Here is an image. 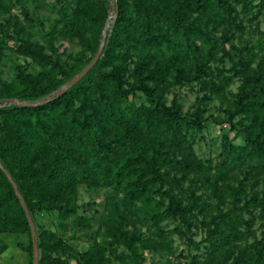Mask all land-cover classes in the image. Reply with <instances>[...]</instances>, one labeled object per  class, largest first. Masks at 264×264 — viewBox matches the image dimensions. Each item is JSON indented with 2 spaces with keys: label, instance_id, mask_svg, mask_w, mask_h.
Segmentation results:
<instances>
[{
  "label": "trees",
  "instance_id": "obj_1",
  "mask_svg": "<svg viewBox=\"0 0 264 264\" xmlns=\"http://www.w3.org/2000/svg\"><path fill=\"white\" fill-rule=\"evenodd\" d=\"M110 2L0 0V257L16 246L33 264L30 224L6 170L34 221L39 264H144L146 252L174 248L172 235L205 247L190 264H264V31L256 25L245 40L240 19H258L264 0L255 14L248 0ZM111 11L101 57L59 93L95 57ZM8 54L30 61H14L11 79ZM193 83L207 93L204 107L184 112L177 94L168 101ZM214 98L243 138L222 135L216 164L195 151ZM84 186L106 191L92 215L79 203ZM53 215L81 233L96 222L89 248L41 224ZM198 225L205 237L195 244Z\"/></svg>",
  "mask_w": 264,
  "mask_h": 264
},
{
  "label": "rangeland",
  "instance_id": "obj_2",
  "mask_svg": "<svg viewBox=\"0 0 264 264\" xmlns=\"http://www.w3.org/2000/svg\"><path fill=\"white\" fill-rule=\"evenodd\" d=\"M110 4H113V0H110ZM252 9V12L255 14L257 12V6L260 3V0H248ZM28 9L30 10V14H34L33 7L28 5ZM237 9L241 11L242 6L238 5ZM44 15H48L54 17L55 15L51 14L49 10L43 8ZM14 15L19 16L21 21L24 20V15L20 10H16ZM30 15L27 14L26 17ZM113 16V11H111V18ZM240 19L243 21V25L245 27V40L251 39L250 31L254 30L256 25H259L260 29L264 31V13L258 17L254 22H250L248 18H246L242 13ZM32 21V19H31ZM108 22V24H109ZM48 23H46L47 25ZM218 36L221 35V31L217 33ZM236 38L234 39V45L241 47L244 45L239 40V34H236ZM64 46L67 49H71V45L64 43ZM230 47V46H229ZM7 66H6V75L5 77L8 79L12 78L11 65L15 61L16 64H26L30 62L29 60L13 56L12 54H8L7 56ZM231 66L230 63H226V68ZM39 69H36V72ZM240 85L239 81H235L227 91L237 92L238 86ZM173 94L168 95V101L170 102L174 96V94L178 95L181 104L183 105L184 112H194L198 107H204L206 104L201 102V99L207 95L206 92L200 90V86L196 83L193 85H185L183 87L175 88ZM142 97L138 100V103L141 102ZM227 107L225 105L221 108L220 100L218 98H214L209 102L207 106V117H210L209 122L207 123V127L203 132L204 140H201V136L197 137V143L195 145V151L198 156L204 160L213 159L214 163H218L219 161V152H220V140L222 135L228 134L230 139L234 141L236 144H243V138L239 136L236 131H230V125L225 120V115L223 113L224 109ZM244 175H240L242 179ZM259 189H262L260 186ZM106 197L105 190H98L89 187H81L80 188V198L79 203L82 204H90V210L87 207V215H92L95 210H102ZM83 213V210L81 211ZM202 217L200 218V220ZM41 224H43L46 228L56 231L58 233H62L66 240H69L71 236H75V239L72 240V244L76 245L79 250L84 251L87 250L90 246L91 234L97 229V223L94 222L93 229L88 233H81L77 230L71 228V226H67V229L64 230L60 224L56 215L53 216H42L40 218ZM176 223L174 222H166L164 227L167 231L172 230L175 227ZM260 222L256 223L253 228V231L259 235L260 234ZM146 230V228H145ZM148 236V234L146 233ZM193 242L198 244L205 237V230L200 225L197 226L193 230ZM174 241V248L172 250L166 248L157 251H148L146 252V260L144 264H190L193 260V256L196 254H203L205 251V247L201 246L199 251H197L195 246H189L185 240L180 239L177 235H172L171 237ZM0 264H27V257L25 254L16 246H11L10 249L0 257Z\"/></svg>",
  "mask_w": 264,
  "mask_h": 264
},
{
  "label": "water",
  "instance_id": "obj_3",
  "mask_svg": "<svg viewBox=\"0 0 264 264\" xmlns=\"http://www.w3.org/2000/svg\"><path fill=\"white\" fill-rule=\"evenodd\" d=\"M117 16V13H116ZM110 20V18H109ZM108 20V22H109ZM108 22L106 24V27L103 31V38L101 41V45L95 55V57L93 58V60L91 61V63H89V65H87L82 71L81 73H79L78 75H76L71 81H69L68 83H66L59 91V93H62L64 91H66L68 88L72 87L73 85H75L79 80H81L93 67L94 65L97 63V61L99 60V58L101 57L103 50H104V46L106 44V39H107V35H108ZM16 104L21 105V106H25V107H32L35 104L34 103H29V102H18L15 101ZM4 172L6 173L7 177L9 178L10 182L13 184L15 192L17 194V196L19 197V199L21 200V204L26 212L27 215V219L28 222L30 224V228H31V233H32V238H33V264H39V248H38V244H37V233H36V228H35V224L34 221L26 207V204L24 203L22 196L20 194V192L18 191V188L15 184V182L12 179V176L8 173V171L4 170Z\"/></svg>",
  "mask_w": 264,
  "mask_h": 264
},
{
  "label": "bare ground",
  "instance_id": "obj_4",
  "mask_svg": "<svg viewBox=\"0 0 264 264\" xmlns=\"http://www.w3.org/2000/svg\"><path fill=\"white\" fill-rule=\"evenodd\" d=\"M111 24V21L109 22L108 26ZM110 28V27H109Z\"/></svg>",
  "mask_w": 264,
  "mask_h": 264
}]
</instances>
